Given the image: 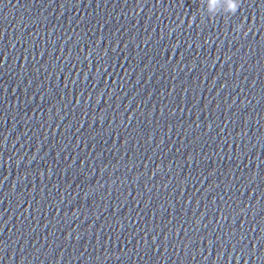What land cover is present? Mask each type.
Listing matches in <instances>:
<instances>
[{
  "label": "clouds",
  "instance_id": "9594fccd",
  "mask_svg": "<svg viewBox=\"0 0 264 264\" xmlns=\"http://www.w3.org/2000/svg\"><path fill=\"white\" fill-rule=\"evenodd\" d=\"M215 3V0H209V6L211 8V5ZM240 7V0H231L230 6H229V10L235 14L238 10V8ZM241 25H237L236 26V31H240L241 30Z\"/></svg>",
  "mask_w": 264,
  "mask_h": 264
}]
</instances>
